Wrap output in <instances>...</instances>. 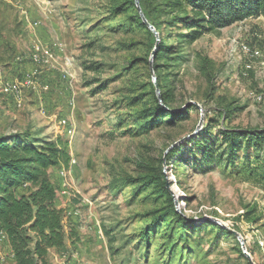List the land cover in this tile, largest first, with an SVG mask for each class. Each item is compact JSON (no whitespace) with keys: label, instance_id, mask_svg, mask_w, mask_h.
<instances>
[{"label":"rangeland","instance_id":"1","mask_svg":"<svg viewBox=\"0 0 264 264\" xmlns=\"http://www.w3.org/2000/svg\"><path fill=\"white\" fill-rule=\"evenodd\" d=\"M134 5L0 0V137L58 140L70 156L66 177L55 168L50 179L65 213L79 215L65 219L71 248L54 251L49 264H248L234 236L203 225L213 220L240 233L253 262L264 264V151H251L249 161L243 152L236 166L204 167L184 145L168 160L202 116L200 131L213 138L226 128L264 130V19L204 35L185 47L191 59L181 67H166L160 55L158 84L149 66L155 34L137 21ZM37 50L55 60L35 63ZM162 95L174 114L191 102L201 111L161 119ZM162 173L178 213L195 229L183 230L170 214L173 202L147 181ZM156 213L167 214L157 228L150 223ZM4 248L0 242V264L8 259Z\"/></svg>","mask_w":264,"mask_h":264},{"label":"trees","instance_id":"2","mask_svg":"<svg viewBox=\"0 0 264 264\" xmlns=\"http://www.w3.org/2000/svg\"><path fill=\"white\" fill-rule=\"evenodd\" d=\"M131 2L135 4V0ZM139 4L158 33V38L153 34V69L158 84L160 66L156 63L160 55H164L166 67H181L191 59L185 47L204 35L249 18L264 19V0H139ZM135 6L137 21L148 29ZM120 9V6L114 8L115 11ZM165 30L169 32L163 36ZM168 41L174 42L169 46ZM194 108L197 107L187 106L181 113L174 114L168 99L162 95L161 100H157L155 113L161 119L174 121ZM184 145L189 146L198 165L236 166L243 152L242 157L249 161L251 151L259 154L264 151V130L226 128L219 131L217 138H213L208 130H202L170 150L168 160L180 155ZM69 159L65 146L58 140L35 141L25 135L0 137V235L4 236L1 242L9 247L15 264H49L50 251L66 246L69 239L65 231L67 216L56 204L57 191L50 179V171L61 170ZM147 181L151 185L156 183V188L173 202L170 214L183 230L196 228L192 220L178 213L165 186L164 173L156 179L148 177ZM252 214H247V218ZM166 216V213H156L151 219V227H160L166 222ZM203 225L212 226L220 234L234 236L216 223L207 221ZM144 235L149 237V233Z\"/></svg>","mask_w":264,"mask_h":264},{"label":"built area","instance_id":"3","mask_svg":"<svg viewBox=\"0 0 264 264\" xmlns=\"http://www.w3.org/2000/svg\"><path fill=\"white\" fill-rule=\"evenodd\" d=\"M53 46H54L55 49H59V48H58V44H54ZM240 50H241L242 54L247 55V56H251V48H250L247 44H242ZM32 60H33L35 63H43L44 65H46V64H50L52 61L55 60V53L52 52V51H50V50H47V51L45 52L44 55H40V54H39V50H37V51L35 52V54L32 56ZM67 64H70V63L67 62ZM46 66H47V65H46ZM46 66H45V67H46ZM251 68H252L251 65H248V64H247V65L245 66V70H246V71H247V70H250ZM63 73H67V72H66V71H63ZM30 78H31V77H30ZM26 84H28L29 86H31V88L35 89V81H34V80H32V79L30 80V79H29V80L26 82ZM8 90L13 91V92H15L16 94L19 93V88H18L17 85H10L9 87H7V91H8ZM18 106L21 107V102H20V101L18 102ZM59 126H60V127H63V128L66 127V126H67V121H66V120L60 121V122H59ZM68 134H69V135H72L73 132H72L71 130H69V131H68ZM71 162H72V164L75 163L74 160H72ZM60 175H61V177H63V178L66 177L67 173H66V171H65L64 168H61V170H60ZM73 215H74V216H78V215H79V211H78V209H77L76 211H71V212H69V213L66 214V216H73ZM3 240H4V236H3V235H0V242L3 241Z\"/></svg>","mask_w":264,"mask_h":264},{"label":"water","instance_id":"4","mask_svg":"<svg viewBox=\"0 0 264 264\" xmlns=\"http://www.w3.org/2000/svg\"><path fill=\"white\" fill-rule=\"evenodd\" d=\"M135 4H136V7H137L138 12L140 14V17L143 20V23L158 38V33L155 30V28L147 21L144 13H143V11H142V9L140 7L139 0H135ZM154 55H155V50L152 52V55H151V58H150V69H151L153 78L155 79L154 69H153V59H154ZM157 92H158V95H159V91H157ZM187 106H196L201 111L200 106L197 103L191 102ZM203 121H204V119H203V116H202L201 121H200V124L197 127L196 131L192 135L187 136V137L183 138L182 140L178 141L177 143L173 144L172 147L170 148V150H172L174 147L178 146L179 144L183 143L185 140L189 139L191 136L196 135L201 130V127L203 125ZM213 222H215L217 225H219V226L225 228L226 230H228L229 232H231L235 236V238L237 239V241L239 242V244L241 246V250L243 252V255L251 262V264H255L253 262V260H252L251 255L247 251V248H246V245H245V241H244L243 237L241 236V234L238 233V232H236L235 230H233V229H231V228L223 225L221 222H218V221H215V220H213Z\"/></svg>","mask_w":264,"mask_h":264},{"label":"crops","instance_id":"5","mask_svg":"<svg viewBox=\"0 0 264 264\" xmlns=\"http://www.w3.org/2000/svg\"><path fill=\"white\" fill-rule=\"evenodd\" d=\"M56 204H57V206H58L59 208H62V207H63V206H62L59 202H57V201H56ZM67 244H68V246L66 245L63 249H59V250H51V251H50V254H49V258H50L51 256H53V253H55L54 251H56V252H58V253H61V252H62L61 250L71 248V242H68ZM72 248H73V247H72ZM74 248H75V247H74ZM4 250H5V255L8 257V259H7V263H6V264H15V263H14V260H13V257H12V254H11V252H10V249H9L8 246H6V244H5V248H4Z\"/></svg>","mask_w":264,"mask_h":264}]
</instances>
